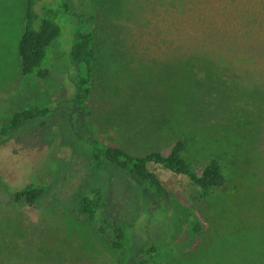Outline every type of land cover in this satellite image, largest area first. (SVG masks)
Segmentation results:
<instances>
[{
    "label": "rangeland",
    "instance_id": "1",
    "mask_svg": "<svg viewBox=\"0 0 264 264\" xmlns=\"http://www.w3.org/2000/svg\"><path fill=\"white\" fill-rule=\"evenodd\" d=\"M199 1L198 9L186 5L190 7L179 12L176 0H35L34 12L59 28L47 49V60L40 65L48 70L41 79L21 73L17 46L26 0H0V128L9 125L15 112L47 109L44 116L0 137V244H11L15 250L9 264H54L53 249L65 252L60 264H136L135 249L150 244L157 245L158 251L147 264H264V212L251 217L248 205L235 200L224 217L211 220L205 209L210 198L202 200L186 177L155 164H149V169L169 197L159 205L146 202L142 191L116 167L106 164L103 175L95 171L77 141L78 131L88 130L105 144H116L113 123L100 118L113 110L104 91L120 87L129 91L128 96V86L134 84L152 100L158 93H179L188 83L186 71L195 79L202 77L201 71L186 63L187 57L202 53L227 67L215 78L227 82L224 87L200 90L204 103L224 100L231 109L223 113L243 107L255 111L254 120L243 122L250 124L251 150L264 165V0ZM89 21L96 26V59L91 95L81 104L86 113L80 118L73 106L78 90L69 50L75 31L85 30ZM116 38L134 46L127 55L135 56V65L140 60V67L132 68L124 59L127 56L117 53ZM179 46L185 51H178ZM175 76L174 86L163 85L173 84ZM217 120L212 115L208 122ZM223 122L231 125V119ZM166 142L172 141L165 137L152 145L136 142L133 153L142 154L152 146L166 153ZM102 176L106 187L100 212L126 230L125 245L119 250L112 249L78 210L79 196ZM31 181L43 182L47 188L36 205L14 201L11 193ZM184 209L196 216L200 227L183 251L189 230ZM62 240L65 244L58 242ZM43 249H51L48 257L55 259L37 261Z\"/></svg>",
    "mask_w": 264,
    "mask_h": 264
},
{
    "label": "trees",
    "instance_id": "2",
    "mask_svg": "<svg viewBox=\"0 0 264 264\" xmlns=\"http://www.w3.org/2000/svg\"><path fill=\"white\" fill-rule=\"evenodd\" d=\"M34 2L35 0H26L23 32L17 50L22 75L34 74L44 79L48 75V70L40 68V65L47 60V49L58 37L59 28L52 20L39 17L34 12ZM176 3L179 4V12L190 7L186 5H191L195 9L201 7L199 0H176ZM87 25L82 32L75 31L69 50V58L76 73L74 82L77 83L78 90L73 106L79 110L80 118L86 113L85 106L81 104L91 95L90 86L97 47L95 21L94 25L91 21ZM125 27L123 26V29ZM253 29L258 32V25L255 24ZM126 43L127 40L125 42L124 39L116 38L117 53L127 56L124 59L131 63L132 68L140 67V60L135 65V56L127 55L133 53L134 46ZM178 49L180 52L185 51L182 46ZM186 63L201 71L202 77L195 79L193 73L186 71L185 79L188 83L181 86L179 93L177 91L158 93L157 99L152 100L141 93L134 84L128 86L130 90L128 96L125 95L129 91L120 87L113 92L104 91L108 106L113 107V110L101 114L100 118L109 125L113 123L116 133L115 145L105 144L88 130L78 131L77 141L89 156L95 171L103 175L106 164L116 167L142 191V195L149 200L146 202L159 205L169 197L167 189L149 169V164H155L171 173L186 177L196 189V195L202 200L210 198V205L205 206V209L211 220L215 216L224 217L235 200L236 204H247L248 213L254 217L258 212H264V165L251 150L253 136L249 129L250 124L245 125L243 121L250 122L257 115L255 111L246 107L241 111L223 113V110L231 109L224 100L204 103L203 92L200 90L211 92L224 87L227 82L220 83L216 79L227 71V67L208 60L202 53L187 57ZM180 65L181 60L176 63L177 68ZM202 69L205 70L204 73ZM143 78L141 79L146 82ZM193 82H197L198 85ZM175 83L176 76L173 84L163 85L172 87ZM221 91L231 92L230 89ZM46 113V108L37 107L15 112L9 125L0 128V137L10 135L26 121L42 117ZM212 115L218 118V122L213 124L208 122ZM227 119H231V125L224 124L223 120ZM165 137L172 141L166 142L168 152L164 153L152 146L142 154L133 153V145L136 142H142L141 145L149 143L152 145L155 139ZM100 179L96 185L79 196L78 210L82 218L108 240L112 249L119 250L125 245L126 230L119 222L111 221L101 214L106 183L105 176ZM46 190L45 183L31 181L13 191L11 196L14 201L34 206ZM184 210L189 230L185 234L186 244L183 251L188 247L187 243H190L189 236L198 235L200 227L196 216L189 209ZM172 241L175 244L181 243L177 240ZM58 242L64 243V240ZM7 244L4 242L0 244V257L4 256L0 258V264H9L15 257V250L9 247L11 244L9 246ZM156 246L153 244L138 246L134 251L136 264L149 263L152 254L158 251ZM52 251L57 258L54 264H60L65 252L60 253L54 249ZM50 252L51 249L44 250L41 256H37V261L47 262L48 259H55L53 256L48 257Z\"/></svg>",
    "mask_w": 264,
    "mask_h": 264
}]
</instances>
